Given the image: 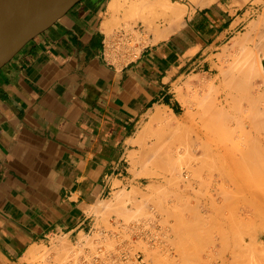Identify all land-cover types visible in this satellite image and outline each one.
<instances>
[{
	"label": "crops",
	"instance_id": "obj_1",
	"mask_svg": "<svg viewBox=\"0 0 264 264\" xmlns=\"http://www.w3.org/2000/svg\"><path fill=\"white\" fill-rule=\"evenodd\" d=\"M242 1L170 0L183 22L157 42L165 0H83L0 70V264L95 232L102 201L138 184L157 109L177 117L187 83L243 34Z\"/></svg>",
	"mask_w": 264,
	"mask_h": 264
},
{
	"label": "rangeland",
	"instance_id": "obj_2",
	"mask_svg": "<svg viewBox=\"0 0 264 264\" xmlns=\"http://www.w3.org/2000/svg\"><path fill=\"white\" fill-rule=\"evenodd\" d=\"M237 5L242 8V13H245L246 16H251L247 20L246 27L244 29L243 34L239 35L237 38L233 39L230 42V44L227 45L223 49L222 55L219 56L220 57V64L217 66L216 70L213 73H210L209 75H205L201 79H196L191 84L187 83L188 92L186 95L182 94V96H181L182 106L179 109L177 117L172 118L168 114H163L159 121H155L156 126L154 125V123H152L148 126V130L146 132V141L148 144L145 147V153L142 156H138L133 162L134 169L132 170V172H133L134 176L136 177L138 184L135 185L130 192H127L125 194V196H123V199L120 200V202H115L113 204L112 202L109 203L108 201H106L105 202L106 204L101 205V207H100L101 210L99 211L100 216H101V222H100V224H98V227L96 228V230L93 234L82 239L80 241V243H79V241L76 243L71 242L66 237L63 239L58 238V240L60 239L59 241H57V239H56L52 242V245L56 246L55 249L52 248V245L49 247H46V246L37 247L36 246L35 253L37 256L32 257L30 260H28V264H54L55 262H56V264H60L61 263L60 261H62L61 257H63L64 259L66 258L65 260L70 258L69 261H66L67 263H65V260H63L64 262L61 264H73L74 261L76 262V260H78V259L79 260L75 264H79V263H82V264L83 263L84 264H87V263L88 264H90V263H92V264H99V263L100 264H111V263L112 264H116V263L117 264H127V262H130L129 264H134V262H136L134 260L135 259L134 257L138 253L144 254L146 256V254L148 255L149 252H150L149 255L151 258L149 256H147L146 258H148V259L150 258L147 262L143 263V262H141L142 261L141 260L138 264H195L196 260L201 261V262L196 261V264L198 262H200L199 264H201V263L207 264V263H204V261H206V262H208V264H210L211 258H213V256H214V258L217 257L216 258V264H220V262L222 260L220 257L224 256L223 255L224 251H227L228 254L231 255L232 252L238 250V244H241V243H243L242 244L243 247L245 246L244 247L245 252H246L245 255H247L248 257L246 258L244 256L242 259L238 260V263L241 262L239 264H242V263L251 264V262H253L252 264H254V260L256 261L257 259H255V256L252 255L253 253H251L252 250L254 249L251 247L252 246L251 244L254 243L253 240L255 239L256 233L260 232L261 230H264V223L262 224L261 227L259 226V228H257L258 226L254 227V222H251L253 224H251V223L249 224L247 222L248 225L242 224L243 225V227H242L241 224L236 222L238 220V218H236V217H238V214L240 213L241 210H245L247 208L250 211L252 210L254 212V207H253L254 206V204H253L254 203V194H252V192L254 193L253 188H254V185L256 184L255 185L256 188L261 189L263 187L262 190H264V185H263L264 184V179H263L264 177H262L263 180H261L260 179L261 177H259L260 175L256 176V175H258V172H257V174H255L254 163L252 165L253 166L252 170H254V171L247 172V171L251 170L250 168L252 166H250L249 170H247L248 168L246 167V170H244L245 173L242 172L243 175L238 174V172L234 173L237 170H234L236 168V166L234 168L235 162L232 159L234 157L238 158L237 160H239V161L236 160V163L240 162L239 163L240 166H243V165L247 166V165H245L246 164L245 162H248V161H245L246 157L244 159L242 158L243 156H245L243 154L245 152H246L245 154H247L248 151L251 150L250 148H252V147L254 149H256L255 144L257 145V149H258V147L261 148L262 146H264V136H263L264 135V48H254V29H258L257 37L259 38V42L261 43V41H264V28L262 26H260V24H259L260 17L264 13V0H243L241 3H238ZM135 46H136V41H132V43H129V40L127 39V37L125 38L124 47L136 50ZM248 66H252V68H253L252 71L249 73H245V72L242 73V70ZM234 78H239L242 81H244V83H247L249 85L251 96L249 94V97H247V99L248 98L253 99V103H254L253 106H251L252 105L251 99L247 100L244 97H242V99L241 98L238 99V97H240V96L236 93V91L233 90V88H232L233 86L231 85V82L233 81ZM229 85H230V87H229ZM230 93H231V96H229ZM232 95H233V97H232ZM226 97H229L228 98L229 102L225 101V103H226L225 109L227 108L223 112L225 114L222 113L223 115H221V116L218 115V117H216V118L209 117L208 114H206V112H207L206 111L207 110L206 104L212 105L213 100H214V102L216 101L215 98H219L220 100H224ZM234 98H235V102H233V100H231ZM236 99L239 100V102L236 103V101H237ZM208 101H210V102L208 103ZM211 101H212V103H211ZM249 102L251 103V105L249 104ZM239 103H241V104H239ZM210 105H208V106H210ZM241 106L244 108L243 109V112H245L244 114H243V112L240 111ZM250 106L252 109L250 108ZM236 107H238L239 110ZM189 112H192L193 115H191ZM197 113H198V115H196ZM185 114L187 116L188 115L189 116L186 117ZM248 114H250L249 115L250 117L253 115L251 117V119H250V117L247 116ZM165 115H166V117H165ZM190 115L192 117L195 116V120H194V118L192 119ZM242 116L244 117V119ZM245 116H247V117H245ZM164 117H165V119L170 118L169 121L168 120L165 121ZM241 118L243 121L241 120ZM198 119H200V121ZM209 119L213 123L218 124V125H216L217 129L222 128L219 130L216 129V132H219L220 136L224 131L226 132V133L222 134L223 135L222 137L226 136L225 138L228 141V144H227L225 138L221 137V139H223V140H221V142L224 143L225 145H227V146H223L224 148L226 147L225 150L229 147L228 148L229 150L225 151V153H226L225 155L227 157L229 155V157H230L234 153L235 154L237 153L236 154L237 157L234 156L235 155L234 154L233 157L228 158L229 160L231 159L230 162L233 161L232 163L228 162L229 160L224 158L225 160L219 164H217L216 161H212V160L206 161V164H205V162H201L200 161L201 159H199V157L200 158L203 157V156H201L202 154H199V155L197 154L198 155L197 157L199 159L198 161L200 162L199 166L197 167V165H198L197 162L194 163L195 158H194L193 154L195 152H193L194 151L193 148L199 144L196 142L197 140H196L195 134H194L196 131L195 128L196 129L199 128V129L205 131L206 130V124L209 123ZM239 119H240V122L242 121L241 123L239 122L240 126H239V123H237ZM190 120H192V121H190ZM253 120H254V122H253ZM258 120H259V122H258ZM176 121L179 123L182 122V123H180L181 127L179 124H178L179 127L176 126L177 125ZM195 123H196V126L198 124V127L194 126ZM242 123H243L242 127H244L243 128L244 131L246 132V130H247V133H244V134H247L246 137L243 134L244 131L243 132L239 131V127H241ZM201 124L205 128L201 127L202 126ZM166 125H167V127H166ZM168 125H169V127H168ZM174 125L177 128H179V130H176L177 128H175L176 132L174 131V133H173V130H174L173 128L175 127ZM228 125H230V127L236 125L235 127H238L237 128L238 130L237 129L234 130L233 129L234 127L233 128L231 127V129H232L231 130L230 128H228L229 127ZM253 125H254V129H253ZM218 126H220V127L218 128ZM225 126H228V127H225ZM192 127L194 128V130ZM224 127L228 128L229 130L227 131V129H225ZM168 128H172L173 130L172 129L168 130ZM249 128H250V130L248 131ZM221 130L223 132H220ZM168 131L171 133H168ZM192 131H194V132H192ZM229 131H230V134H228ZM233 131H235V133H237V134H235ZM232 132L234 134H231ZM219 133L217 135L218 137H220ZM240 133L242 134V136L240 135ZM169 134H171L170 136H173V134H174L175 137L173 136V137H170V139H169V137H168ZM237 135H239V136H237ZM240 136H241V138H240ZM191 137H192V140H191ZM233 137L235 139L237 137V139L234 140ZM250 137H254V139H252ZM227 138H229V139H227ZM230 138L234 142L237 141V143L239 145L236 146L237 143H236V145H234L232 143L233 141ZM171 139L172 140L176 139L179 142L181 141L180 142L181 145L179 143L176 144L177 141L176 140L172 141ZM240 139L243 142H241ZM243 139H245V141ZM246 139H248V140L246 141ZM160 141L163 144L168 142V145L166 144L168 147L165 145V147H166L165 148L164 145L163 146L160 145L161 144ZM191 141L195 142L194 143L195 145L193 143H191ZM172 142L175 143L176 145L175 144L173 145ZM257 142H260L261 146H260V143L258 146ZM169 144L170 145L172 144L174 148L172 150V146H170L171 151L168 152V149H170ZM179 145L181 148L179 147ZM191 145H193V146H191ZM231 145H234V147L235 146L236 147L235 148L233 146L231 147ZM177 146L179 148L178 153H181V154H178V153L175 154V150H176V152L178 150ZM250 146H252V147H250ZM161 147H163L165 149V150L162 149L163 151H165V153L167 151L166 155H168L169 153L171 154L168 157H171V158L173 157L172 159H174V165H172L173 160H170V161H172L171 162L172 164H171L169 161L170 158L168 159V162L165 161L164 159H166V158H164L163 160L166 162V165L168 163H170L172 166H174V168L176 165V169H174V170L176 171L178 168L177 172H175L173 170V167L169 168V166H170L169 164H168L169 166L164 165V162L162 164L163 166L160 164V163H162V160H161V162H159L160 161L159 158L161 159L162 156L163 157L165 156V154H163L164 152L160 149ZM231 148L232 149L234 148L233 149L234 151ZM247 148L250 150H247ZM242 150H244V152H241ZM159 151L162 153V156H161V153ZM238 152H239V154H238ZM191 153H192V155H191ZM159 155L161 157H159ZM238 155H240L239 157H241V159L238 157ZM176 158L178 159V161H180V165L177 164L178 161ZM175 159L177 161L176 164H175ZM240 160H242L243 162ZM252 160L254 162V158L251 159V161H250L251 164H252ZM226 161L231 166L233 165V168L229 165L233 170L229 171L230 168H228V163ZM207 162H209V163L207 164ZM193 163H194V165H193ZM159 164L161 165V167ZM204 164H205V166H204ZM247 164H249V163H247ZM251 164H249V165H251ZM165 166L168 168L166 169ZM200 166H203L204 170H203V168L201 170ZM190 167H192V170ZM213 167H214V169H213ZM161 168L165 169V170L162 171ZM188 168H190V171ZM180 169H182V170H180ZM166 170L169 173H167ZM186 170L189 171L190 174H192L190 177V180H193L192 182H195L194 187L196 186V188H193V189H194V191H197V189H199L198 191H200V192L197 191L199 194L197 192L194 193L192 187H190V186H187V188L190 187L189 188L190 190L186 189L185 185H187L188 182L186 180L185 181L181 180V179H185L184 176H185V173H187ZM173 171H174V174H173ZM182 171H184V172H182ZM193 171H195V172H193ZM196 171L199 173H201L200 171H202L201 176L199 173H196ZM218 171H220V172H218ZM231 171H234V172H231ZM258 171H260V170H258ZM178 172L180 173V176H179ZM260 172H262V171H260ZM218 173H219V175H218ZM248 173H250V174H248ZM262 173H264V172H262ZM160 174L163 176H159ZM181 174H182L183 178H181ZM195 174H196V177L193 178L195 176ZM255 176H256V178H255ZM198 177H203V179L198 178ZM257 177H258V179H257ZM197 179H199V180H197ZM200 179H202V180H200ZM243 179L245 181L250 179L251 181L249 180L250 182H245ZM256 179H257V181L259 180V182L260 181H262V182L261 183L256 182ZM203 180H205V181L203 182ZM215 180H216V182H214ZM240 181L244 182V184L241 183ZM180 183H181V185H180ZM196 183H198V184H196ZM202 183H205L204 184L205 187L203 186ZM215 183H216V185L214 186L213 184H215ZM245 183H248V185H246ZM217 184H218V188H217ZM240 184H243L246 187L244 186V188L242 189V185H240ZM249 184H251V185H249ZM258 184H260V187L258 186ZM261 184H262V187H261ZM178 185H180V186L178 187ZM198 185H201L203 188L202 187L199 188ZM212 185L214 188L212 187ZM239 186H241V188H239ZM182 187H185V189ZM178 189H180V190H178ZM201 189H203V190L201 191ZM246 189L249 193L245 192ZM248 189L249 190L251 189L252 196H250L251 194H250V191ZM181 190H183V191L180 192ZM185 190L187 192H184ZM219 190H221L222 192ZM211 194H214V195H211ZM248 194H250V195H248ZM210 195L213 196L214 200L216 198L215 203H216V206L218 207V209L215 212V214L219 215V216L216 215V217H220L224 213L223 215H225L224 217L227 219V216H228L227 214H229V216H228L229 222L227 220L226 226H223L224 223H221V222H223L225 220H222L221 217L216 218L217 223L212 224V227L214 226L213 227L214 230L218 229L215 231L213 229L210 230L212 228L210 226L211 224H205L204 225L205 222H202V223L200 222V224L198 226H196L199 229L196 230L197 232L195 231L193 233V230H195L194 229L195 227H193V226L195 225V222H196V220L194 219V215H193L195 212L194 210L197 211V209H203L204 206H205V208L210 206L211 198H212ZM225 197H226V200L224 201ZM206 199H208V200H206ZM252 200H253V202H252ZM107 202L109 204H107ZM249 202L252 204H250ZM108 205H110V206L113 205V206L110 207ZM198 205H200L202 207H200ZM225 206H226V208H225ZM124 207L126 208V210L127 209L129 210L127 213L124 211L125 210ZM222 208H224V209H222ZM158 209H160V210H158ZM131 210H132V212L129 213ZM205 213H206V215H205ZM225 213H227V214H225ZM208 214H210V213L206 212V210L203 209V216H205V218L208 217ZM249 214H250V212H248V215ZM230 217H231V219H230ZM244 218H245V220L247 219V214L244 216ZM231 220H233V221H231ZM208 221H210V220H207L206 223H208ZM218 221H220V224L223 228L220 226V224H218L219 223ZM230 221H231L232 225H233V223L236 222L235 224L237 227L231 226V224H229ZM227 222H228V224H227ZM228 225H230V227ZM112 226L113 227L116 226L115 227L116 229L113 228ZM207 226H209L210 228ZM215 226H216V228H215ZM201 227H202V229H201ZM219 227L224 229L225 230L224 232H227V229H228V232L232 238H233L232 235L235 233L234 236H237V237H235V239L237 238L236 240H238L240 242L230 240L231 237L229 236V234H227L226 236H223L222 233H220L221 230H219L220 229ZM224 227H226V228H224ZM235 227L240 232H238V230H235L234 229ZM241 227L243 228L242 230H240ZM110 228L113 230V232L110 230ZM232 229H234L235 232L232 231ZM250 229H251V232H250ZM114 231H116V233H114ZM211 231L213 232V233H211V234H213L212 236L210 234ZM248 232H249V234H248ZM254 232H256V233H254ZM106 233H107V235H106ZM239 233L241 234V236ZM196 234H197V236H196ZM242 234H247L248 236L246 235L247 237H245V236H242ZM219 235L221 237H224V238L220 239ZM107 237L109 240H111L112 238H115L113 240V242H111V245L108 242L109 241L108 239H107L108 244L106 245V238ZM118 237H120V238L122 237L123 241ZM217 237H218V239H217ZM96 238L98 239L97 241H96ZM89 239H90V241H92L91 239H94L92 241V244H91V242H89ZM129 239H131L132 241H130ZM219 239H220V242H219ZM228 239L231 242H229ZM235 239L233 238V240H235ZM99 240H101V241H99ZM217 240H218V242H217ZM223 240L224 241L227 240L228 242L227 241L224 242ZM61 241H66V242L68 241L67 244L68 245L71 244V246H68L66 244V242H65V244H60V243H62ZM119 241H121V242H119ZM221 241L223 242L224 245L228 244L229 248L226 245L223 246ZM96 242L97 243L99 242L98 244L101 245V246L97 245V247L100 248L101 253H99L100 252L99 248L97 250L95 249V251H97L95 253L93 252L94 250H92L94 248H92L91 245L96 246V244H95ZM116 242H119V243H116ZM235 242H236V244H234ZM57 243H59L60 246L61 245H64V246L63 247L61 246L62 247L61 248V247H59V245ZM89 243L91 245H88ZM101 243H103V245H106V246H103ZM120 243L122 246H120ZM220 243H221V246L219 245ZM231 243H232V245H231ZM85 244H86V246H85ZM233 244H234V246H233ZM65 245H66V248H67V246L72 247L74 245L76 247L74 246L75 247L74 249L73 248H71V249L67 248V249H69V251H68L66 248H64ZM81 245L83 246L82 249L84 250L83 254L85 255V257L81 253L82 252L81 251L82 249L80 248ZM113 245H114V247H113ZM95 246H93V247H95ZM109 246L110 247L112 246V249ZM57 247H58V250H57ZM106 247H108V249H109L108 251L106 250ZM128 247H129V249H128ZM224 247L226 249H224ZM79 248H80V250H79ZM115 248L117 250H119L120 252L117 251ZM222 248L224 249L223 252H221V250H223ZM246 248H248V249H246ZM61 249L64 251L67 250L69 252L70 256L68 255L69 256L68 258L64 257L63 255L65 252L63 253V251ZM102 249L103 250L105 249V251H102ZM249 249H251V251H248L249 254H247V250H249ZM56 250L58 251L59 255L62 254V256L59 257L57 255L58 253L56 252ZM74 250L77 251V253L79 252L82 255H79V253L77 255L76 252L75 253L73 252ZM113 250L115 251V253ZM230 250H232V251H230ZM125 251H127V252H125ZM46 252L51 253L52 259L50 258V254H48V253L46 254ZM110 252H112V253L110 254ZM89 253H91L92 255ZM211 253L213 256L211 255ZM219 253L223 256H220ZM67 254L68 253L66 252V255ZM72 254H75V256ZM118 254L121 256H119ZM123 254H126V255H123ZM44 255H49V256H44ZM53 255H55L57 258L54 257ZM71 255L74 257L71 258ZM251 255L253 256L254 259L252 258ZM76 256L78 259L76 258ZM209 256H210V258H208ZM249 256L251 258H249ZM98 257L100 260L98 259ZM102 257H103V259L101 260ZM109 257H111V258H109ZM116 257H118V260H115ZM55 258L58 259V261L59 260L60 261L59 262H57V260L55 261L54 260ZM74 258H75V260H74ZM97 259H98V262H97ZM249 259H250V261H247ZM71 260H72V262H71ZM100 261H102V262H100ZM135 264H137V262Z\"/></svg>",
	"mask_w": 264,
	"mask_h": 264
},
{
	"label": "bare ground",
	"instance_id": "obj_3",
	"mask_svg": "<svg viewBox=\"0 0 264 264\" xmlns=\"http://www.w3.org/2000/svg\"><path fill=\"white\" fill-rule=\"evenodd\" d=\"M161 3V2H160ZM162 8H159V10H163V15H161V16H163V18H164V20H166V21H170L171 22V27L169 28V29H165V30H163V33L162 34H157L156 35V40H157V42L159 41V40H161V39H166L169 35H171L176 29H178L180 26H181V24H182V22H183V15H182V12H181V10H180V8L178 7V6H175L174 4H172V2H170V0H165V2L163 3L162 2ZM157 7V6H156ZM158 10V11H159ZM161 12V11H160ZM159 12V13H160ZM174 19H176V21L173 23L172 21L174 20ZM262 20H264V17H262ZM175 25V26H174ZM174 26V27H173ZM155 40V41H156ZM252 66H248V67H246V68H244L243 70H242V73L243 72H245V73H249V72H251L252 71ZM231 85L233 86L232 88H233V90L234 91H236V93L240 96V97H238V99L239 98H241L242 99V97H244V98H246L247 99V97H249V94L251 93L250 92V87H249V85L247 84V83H244V81H242L241 79H239V78H234L233 79V81L231 82ZM229 87H230V85H229ZM231 90V89H230ZM232 93V92H231ZM231 93H230V95L229 96H231ZM236 94V95H237ZM237 95V96H238ZM223 96V95H222ZM227 96V95H226ZM250 96H251V94H250ZM254 96V95H253ZM232 97H233V95H232ZM228 98L229 97H226L224 100H220L219 98H215V102H214V100H213V104L212 105H210V104H206V108H207V112H206V114H208V116L209 117H211V118H216V117H218V115L219 116H221V115H223V114H225V113H223L224 112V110H226L225 109V101L227 102L228 101ZM249 99H251V98H248L247 100H249ZM231 100H233V102H235V98L234 99H231ZM230 100V101H231ZM237 100V99H236ZM244 100V99H243ZM252 100V105H251V103L249 102V104L251 105V106H253L254 105V103H253V99H251ZM242 101V100H241ZM210 101H208V103H209ZM229 102V101H228ZM237 102H239V100H237L236 101V103ZM248 102V101H247ZM211 103H212V101H211ZM232 103V102H231ZM239 104H241V103H239ZM208 105H210V106H208ZM208 106V107H207ZM251 106H250V108H251ZM240 107V106H239ZM236 108H238V107H236ZM254 108V107H253ZM243 107L241 106V108H240V111L241 112H243ZM252 109V108H251ZM161 111L160 109H157V111ZM189 110V109H188ZM238 110H239V108H238ZM157 111L155 112L156 114L154 115V116H152L153 117V121L155 122V121H159L160 119H161V117H162V115H161V113L158 111V114H157ZM190 111V110H189ZM254 111V110H253ZM187 112V111H186ZM226 112V111H225ZM237 112V111H236ZM240 112V113H241ZM160 113V114H159ZM191 115H193V113L192 112H189ZM223 113V114H222ZM245 112H243V114H244ZM251 113V112H250ZM163 114V113H162ZM187 114V113H186ZM185 114V115H186ZM190 115V116H191ZM196 115H198V113L196 114ZM240 115V114H239ZM242 115V114H241ZM250 114H248L247 116L248 117H250L249 116ZM252 115V114H251ZM189 116V115H188ZM187 115H186V117H188ZM247 116H245V117H247ZM253 116V115H252ZM251 116V117H252ZM165 117H166V115H165ZM165 117H164V120L166 121V120H168L169 121V119L168 118H166L165 119ZM170 117H172V116H170ZM174 117V116H173ZM197 117V116H196ZM243 117V116H242ZM251 117H250V119H251ZM179 118V117H178ZM191 118L193 119L194 118V120H195V116L194 117H192L191 116ZM163 119V118H162ZM176 119V118H175ZM174 119V120H175ZM185 119V118H184ZM183 119V120H184ZM243 119H244V117H243ZM249 119V118H248ZM254 119V118H253ZM172 120V119H171ZM199 121H200V119H198ZM197 120V121H198ZM225 120V119H224ZM241 120H242V118H241ZM257 120V119H256ZM260 120V119H259ZM259 120H258V122H259ZM167 121V122H168ZM181 121V120H180ZM190 121H192V120H190ZM198 121V122H199ZM243 121V120H242ZM241 121V122H242ZM245 121V120H244ZM247 121V120H246ZM263 121V120H262ZM166 122V123H167ZM177 122V121H176ZM195 122V121H194ZM240 122V119L238 120V122L237 123H239ZM240 122V123H241ZM250 122V121H249ZM253 122H254V120H253ZM171 123V122H170ZM180 123H182V122H180ZM180 123L179 122H177V127H179V125H180ZM192 123V122H191ZM240 123H239V126H240ZM244 123V122H243ZM243 123L241 124V127H239V131L240 132H243L244 131V127H242L243 126ZM248 123V122H247ZM179 124V125H178ZM220 124V123H219ZM253 124V123H252ZM202 125V124H201ZM205 125V124H204ZM216 125H218V124H216V123H213L210 119H209V123L208 124H206V130L205 131H203V130H201V129H199V128H195V138H196V142L197 143H199L196 147H192L193 149H194V151L193 152H195L194 154H193V156H194V158H195V160H194V163L195 162H197V167L199 166V164H200V162L198 161L199 159H201L200 161L201 162H205V164H206V161H216L217 162V164H219V163H221L222 161H224L225 159H228V158H230V157H233V155L235 154H233V155H231L230 157H229V155H228V157L225 155L226 153H225V151L226 150H229L228 148L225 150V148L223 147V146H227V145H225L224 143H222L221 142V140H223V139H221V137L223 136L222 134H224V133H226L225 131L223 132L222 130L220 131V132H223L222 134H221V136H220V133L219 132H216V129H217V127H216ZM221 125V124H220ZM237 125V124H236ZM235 125V126H236ZM175 126V125H174ZM173 126V127H174ZM174 127L173 129L172 128H168V130H170V129H172L173 130V133H174V131H175V128H177V127ZM192 126V125H191ZM195 127H198V124H197V126H196V123H195V125H194ZM223 126V125H222ZM229 126V127H228ZM228 126H225V127H228V128H230L231 129V127L234 129V130H236L238 127H235V126H231L230 127V125H228ZM248 126V125H247ZM166 127H167V125H166ZM168 127H169V125H168ZM180 127H181V125H180ZM201 127H203V125L201 126ZM220 126H218V128H219ZM224 127V128H225ZM193 128V127H192ZM203 128H205V127H203ZM223 128V129H224ZM228 128H225V129H227V131L229 130ZM241 128V129H240ZM251 128V127H250ZM250 128L248 129V131L250 130ZM261 128V127H260ZM219 129H222V128H219ZM219 129H217V130H219ZM224 129V130H225ZM252 129V128H251ZM253 129H254V125H253ZM176 130H179V128H177ZM193 130H194V128H193ZM232 130V129H231ZM238 130V129H237ZM242 130V131H241ZM261 130V129H260ZM263 130V129H262ZM146 131V130H145ZM176 132V131H175ZM192 132H194V131H192ZM191 132V133H192ZM234 133H235V131H233ZM231 133V134H234V133ZM238 132V131H237ZM168 133H171V132H169L168 131ZM167 133V134H168ZM217 133V134H216ZM218 133H219V136L220 137H218L217 135H218ZM244 133H247V130H246V132L244 131L243 132V134ZM228 134H230V131H229V133ZM235 134H237V133H235ZM251 134V133H250ZM249 134V135H250ZM142 135H143V132H142ZM171 134H169V139H170V137H173L174 136V134H173V136H170ZM227 135V134H226ZM240 135L242 136V134L240 133ZM245 135V137L247 136V134H244ZM243 135V136H244ZM167 136V135H166ZM192 136V135H191ZM194 136V135H193ZM225 136V135H224ZM228 136V135H227ZM230 136V135H229ZM233 136V135H232ZM237 136H239V135H237ZM241 136H240V138H241ZM254 136V135H253ZM264 136V135H263ZM175 137V136H174ZM226 137V136H225ZM225 137H222V138H225ZM231 137V136H230ZM234 138V137H233ZM244 138V137H243ZM250 138H252V139H254V137H250ZM143 139V143H145L144 142V138H142ZM227 139H229V138H227ZM231 139V138H230ZM236 139H237V137H236ZM235 138H234V140H236ZM239 139V138H238ZM172 140V139H171ZM173 140H176V139H173ZM172 140V141H173ZM191 140H192V137H191ZM225 140H226V138H225ZM224 140V141H225ZM232 140V139H231ZM241 140V139H240ZM239 140V141H240ZM244 141H245V139H243ZM248 139H246V141H247ZM251 140V139H250ZM142 141V140H141ZM177 141V140H176ZM175 141V142H176ZM233 141V140H232ZM231 141V142H232ZM181 142V141H180ZM180 142L179 141H177L176 142V144L177 143H179L180 144ZM226 142H227V144H228V141L226 140ZM230 142V143H231ZM241 142H243L242 140H241ZM240 142V143H241ZM142 142H141V144H143ZM160 145H164V147H165V145L167 144L168 145V142H166V143H162L161 141H160ZM171 143V142H170ZM173 143V142H172ZM191 143H195V142H193V141H191ZM234 145H236V143H237V141H233L232 142ZM231 143V144H232ZM259 143L260 142H257V144H258V146H259ZM175 143H173V145H174ZM175 144V145H176ZM166 145V146H167ZM173 145L171 144H169V148L170 149H168V152L169 151H171V147L170 146H172V150H173ZM181 145V144H180ZM180 145H179V147H180ZM195 145V144H194ZM234 145H231V147L233 146L234 147ZM239 144L237 143V145L236 146H238ZM245 145V144H244ZM191 146H193V145H191ZM235 146V147H236ZM260 146H261V143H260ZM168 147V146H167ZM176 147V146H175ZM234 147V148H235ZM245 147V146H244ZM250 147H252V146H250ZM255 147H256V149H254L253 147L252 148H250V149H248L247 148V150H250V151H248V153L247 154H243V155H245V156H243L242 158L244 159L245 157V161H248V162H245L246 164L245 165H247V166H240V162L239 163H236V160L238 159V158H233L232 160H234V162H235V165H234V168H235V166H236V168L234 169V170H237V171H231V172H234V173H237L238 172V174H242L243 175V173H245L244 172V170H246V167L248 168L247 170H249V167L250 166H252L253 165V163H254V169H255V174H257V172H258V175H256V176H259V177H261L260 179L261 180H263L262 179V177H264V173H262V172H264V146H262L261 148L260 147H258V149H257V145L255 144ZM166 148V147H165ZM181 148V147H180ZM191 148V149H192ZM233 148V149H234ZM161 150L162 149H164L163 147H161L160 148ZM176 149V148H175ZM177 152H176V150H175V154H177L178 152H179V148H178V146H177ZM232 149V148H231ZM230 149V150H231ZM232 149V150H233ZM165 150V149H164ZM181 150V149H180ZM231 150V151H232ZM236 150V149H235ZM163 151V150H162ZM191 151V150H190ZM234 151V150H233ZM232 151V152H233ZM160 152V151H159ZM164 153L163 154H165V156L163 157L162 156V153H161V156L163 157H161L160 155H159V157H161V159L159 158V162H161V160H162V163H160L161 165L163 164V162H164V165H166V162L165 161H167L168 162V159H169V161L170 160H173V162L172 161H170V163L172 164V165H174V159H172L171 157H168V156H170L171 154L169 153L168 155H166L167 154V151H166V153H165V151H163ZM236 152V151H235ZM241 152H244V150H242ZM240 152V153H241ZM159 153V154H160ZM174 154V153H173ZM178 154H181V153H178ZM199 154H202L201 156H203L202 158H200L199 157V159H198V155ZM229 154V153H228ZM237 154V153H236ZM236 154L234 155V156H236ZM238 154H239V152H238ZM191 155H192V153H191ZM255 155V156H254ZM226 156V157H225ZM240 155H238V157H239ZM237 157V156H236ZM164 158H166V159H164ZM175 158V157H174ZM193 158V157H192ZM225 158V159H224ZM240 159H241V157H239ZM252 158H254V162H253V160H252V164L250 163V161H251V159ZM165 161H164V160ZM177 159V158H176ZM176 159H175V164H176V162L178 161V159H177V161H176ZM242 159V160H243ZM229 160V159H228ZM227 160V161H228ZM231 160V159H230ZM230 160L228 161V162H230ZM242 160H240V161H242ZM226 161V162H227ZM237 161H239V160H237ZM244 161V160H243ZM242 161V162H243ZM227 162V163H228ZM233 161H231L230 163H232ZM170 163H168L167 165L169 166V168H171V167H173V170L174 169H176V165H175V168H174V166H172ZM194 163H193V165H194ZM209 162H207V164H208ZM247 163H249V164H251V165H249V164H247ZM159 164V165H160ZM178 165H180V161H178V163H177ZM205 164H204V166H205ZM243 164V163H242ZM161 165H160V167H161ZM166 165V166H167ZM230 164L228 163V168H230L229 169V171L230 170H233L232 168H233V165L230 167L229 166ZM249 165V166H248ZM163 166V165H162ZM165 166V167H166ZM208 166V165H207ZM178 167V166H177ZM196 167V166H195ZM168 167H166V169H167ZM191 168V170H192V167H190ZM190 168H188L189 169V171H190ZM200 168H201V170H202V168H203V166H200ZM207 168V167H206ZM205 168V169H206ZM187 169V170H188ZM213 169H214V167H213ZM251 170L250 171H247V172H251V171H254V170H252L253 169V166L250 168ZM161 170L163 171V170H165V169H162L161 168ZM170 170V169H169ZM177 170H178V168H177ZM177 170L175 171V172H177ZM180 170H182V169H180ZM186 170V171H187ZM200 170V169H199ZM203 170H204V168H203ZM258 170H260V171H262V172H260V171H258ZM167 171V170H166ZM174 171H173V174H174ZM189 171H187V173H185V179H181V180H183V181H187L188 182V184L187 185H185L186 186V189H188V190H190L189 188L190 187H192V189L193 188H196V186L194 187V183L195 182H192L193 180H190V177H191V175L192 174H190V172ZM182 172H184V171H182ZM193 172H195V171H193ZM201 173H202V171H200ZM218 172H220V171H218ZM243 172V173H242ZM164 173V172H163ZM167 173H169L168 171H167ZM171 173V172H170ZM179 173V172H178ZM196 173H199V172H197L196 171ZM201 173H199L200 174V176H201ZM263 175H261V174ZM165 174V173H164ZM184 174V173H183ZM194 174V173H193ZM248 174H250V173H248ZM167 175V174H166ZM169 175V174H168ZM178 175V174H177ZM205 175V174H204ZM203 175V176H204ZM218 175H219V173H218ZM221 175V174H220ZM159 176H163V175H159ZM179 176H180V173H179ZM194 176V175H193ZM192 176V177H193ZM256 176H255V178H256ZM165 177V176H164ZM196 177V174H195V176L193 177V178H195ZM166 178V177H165ZM181 178H183L182 177V174H181ZM198 178H202L203 179V177H198ZM202 179H200V180H202ZM257 179H258V177H257ZM257 179H256V182H259V180L257 181ZM195 180V179H194ZM197 180H199V179H197ZM244 180V179H243ZM250 180V179H249ZM249 180H247V181H245V182H250ZM167 181V180H166ZM182 181V182H183ZM205 180H203V182H204ZM202 182V181H201ZM214 182H216V180L214 181ZM241 182V181H240ZM262 181H260L259 183H261ZM200 183V182H199ZM207 183V182H206ZM241 183H243L244 184V182H241ZM255 183V182H254ZM163 184V183H162ZM196 184H198V183H196ZM203 184V186L205 187V183H202ZM243 184H240V185H242V189L244 188V186L245 185H243ZM246 185H248V183H245ZM180 185H181V183H180ZM180 185H178V187L180 186ZM214 186L216 185V183L215 184H213ZM213 185H212V187H213ZM249 185H251V184H249ZM256 185V184H255ZM255 185H254V193L252 192V194H254V212L252 211H250L248 208L247 209H245V210H241L240 211V213L238 214V217H236V218H238V220L236 221V222H238L239 224H241V226L243 227V225L242 224H247L248 225V223L250 224L251 222H254V227H257V228H259V226L261 227L262 226V224L264 223V190H262V184H261V189H258V188H256L255 187ZM264 185V184H263ZM187 186H190V187H188L187 188ZM199 186V188H201L202 186L201 185H198ZM258 186L260 187V184H258ZM257 186V187H258ZM246 187V186H245ZM248 187V186H247ZM182 188H184L185 189V187H182ZM203 188V187H202ZM214 188V187H213ZM217 188H218V184H217ZM239 188H241V186H239ZM251 188V187H250ZM181 189V188H180ZM180 189H178V190H180ZM183 189V190H184ZM216 189V188H215ZM183 190H181L180 192H182ZM199 189H197V191H198ZM203 189H201V191H202ZM249 190V189H248ZM197 191H194V189H193V192L195 193V192H197ZM219 191H221V190H219ZM244 191V190H243ZM250 191V194H251V189L249 190ZM118 192H121V191H118ZM124 192V191H123ZM184 192H187L186 190L184 191ZM192 192V191H191ZM198 192H200V191H198ZM197 192V193H198ZM222 192V191H221ZM245 192H247V193H249L248 191H247V189L245 190ZM220 193V192H219ZM218 193V194H219ZM199 194V193H198ZM250 194H248V195H250ZM252 194L250 195V196H252ZM211 195H214V194H211ZM210 195V196H211ZM247 195V196H248ZM123 196H125V193H123V194H121V193H117V194H115L113 197V199H111V200H109L108 202L110 203V202H112L113 204L115 203V202H120V200H122L123 199ZM218 196V195H217ZM212 197V198H211ZM210 198H211V204H210V206H208V207H206L205 208V206L203 207V209H205L206 210V212H209L210 214H208V217L207 218H205V216H203V209H197V211L196 210H194L195 212H194V219L196 220V222H195V225L193 226V227H195L194 229L195 230H193V233L197 230V229H199V228H197L196 226H198L199 224H200V222L202 223V222H205L204 223V225L205 224H211L210 226L212 227V224H215V223H217V219L216 218H220L221 217V219L222 220H225V221H223V222H221V223H224L223 224V226H226V221L228 220V216H229V214H227V213H225V214H227L228 216H227V219L224 217L225 215H221L220 217H216V215L217 216H219L218 214H215V212L217 211V209H218V207L216 206V203H215V200H216V198H215V200H214V198H213V196H211ZM110 198V197H109ZM209 198V199H210ZM220 199V198H219ZM107 200V199H106ZM206 200H208V199H206ZM218 200V199H217ZM226 200V197H225V199H224V201ZM251 201V200H250ZM103 202V204H106L104 201H102ZM101 201H100V204L102 203ZM107 202V204H109ZM206 202V201H205ZM223 202V201H222ZM252 202H253V200H252ZM250 203V202H249ZM248 203V204H249ZM100 204L96 207L95 206V208L93 209V210H97V208L99 209V207H100ZM199 204V203H198ZM250 204H252V203H250ZM108 206H110V205H108ZM113 206V205H112ZM112 206H110V207H112ZM126 206V205H125ZM158 206V205H157ZM198 206H200V205H198ZM200 207H202V206H200ZM199 207V208H200ZM222 207V206H221ZM125 208V207H124ZM197 208V207H196ZM225 208H226V206H225ZM131 209V208H130ZM222 209H224V208H222ZM100 210H101V208H100ZM133 210V209H132ZM132 210L129 212V213H131L132 212ZM158 210H160V209H158ZM99 211V210H98ZM98 211H96V212H98ZM126 213L129 211L128 209L126 210V208H125V210H124ZM222 211V210H221ZM225 211V210H224ZM159 212V211H158ZM162 212V211H161ZM248 212H250V214L248 215ZM160 213V212H159ZM219 213V212H218ZM229 213V212H228ZM94 214H96V213H94ZM100 214V213H99ZM215 214V215H214ZM247 214V219L245 220V218H244V216ZM129 215V214H128ZM127 215V216H128ZM131 215V214H130ZM205 215H206V213H205ZM129 217V216H128ZM230 219H231V217H230ZM194 220V221H195ZM207 220H210V221H208V223H206L207 222ZM216 220V221H215ZM221 221V220H220ZM220 221H218L219 223L218 224H220ZM231 221H233V220H231ZM231 221H230V223L229 224H231ZM250 221V222H249ZM210 222V223H209ZM228 222H229V220H228ZM228 222H227V224H228ZM235 222V221H234ZM235 222V223H236ZM246 222V223H245ZM248 222V223H247ZM233 223V222H232ZM235 223H233V225L231 224V226H236V224ZM251 224H253V223H251ZM202 225V224H201ZM203 225V226H204ZM217 225V224H216ZM202 226V227H203ZM219 226V225H218ZM217 226V227H218ZM220 226H221V224H220ZM229 227H230V225H228ZM239 226V225H238ZM113 227V226H112ZM111 227V228H112ZM116 227V226H115ZM115 227H113V228H115ZM202 227H201V229H202ZM207 227H209V226H207ZM214 227V226H213ZM211 228L210 230H214V228ZM222 227V226H221ZM237 227V226H236ZM236 227L234 228L235 230H238V229H236ZM240 227V226H239ZM238 227V228H239ZM240 228V230H242L243 228ZM251 227V226H250ZM110 228V230L113 232V230ZM210 228V227H209ZM215 228H216V226H215ZM220 228V227H219ZM223 228V227H222ZM222 228H220L219 230H221V232L220 233H222V235L223 236H226L227 234H229V232H228V229H227V232H224L225 230L224 229H222ZM224 228H226V227H224ZM233 228V227H232ZM116 229V228H115ZM231 229V228H230ZM234 229H232V231H234L235 232V230ZM247 229V228H246ZM215 230H218V229H215ZM214 230V231H215ZM231 231V230H230ZM246 231V230H245ZM197 232V231H196ZM238 232H240L239 230H238ZM243 232V231H242ZM250 232H251V229H250ZM114 233H116V231H114ZM211 233H213L212 231L210 232V234ZM219 233V234H220ZM254 233H256V232H254ZM111 234V233H110ZM235 234V233H234ZM234 234L232 235L233 236V238L235 239V237H237V236H234ZM240 234V233H239ZM238 234V235H239ZM248 234H249V232H248ZM101 235V234H100ZM106 235H107V233H106ZM113 235V234H112ZM213 234H211V236H212ZM221 235V234H220ZM219 235V236H220ZM247 234H242V236H245V237H247L246 236ZM255 235V234H254ZM102 236V235H101ZM100 236V237H101ZM119 236V235H118ZM196 236H197V234H196ZM229 236H230V234H229ZM240 236H241V234H240ZM58 237V236H57ZM85 237V236H84ZM110 237V236H109ZM114 237V236H113ZM231 237V236H230ZM239 237V236H238ZM90 238V237H89ZM118 238H120V237H118ZM125 238V237H124ZM210 238V237H209ZM223 239L224 237H221L220 236V239ZM227 238V237H226ZM229 238V237H228ZM233 238L231 237L230 238V240H232V241H238V240H233ZM243 238V237H242ZM63 239V238H62ZM61 239V240H62ZM107 239H108V237L106 238V245L108 244V242L110 243V245H111V242H113V240L115 239V238H112L111 240H109L108 242H107ZM121 240H122V237L120 238ZM217 239H218V237H217ZM220 239H219V242H220ZM241 239V238H240ZM56 240V239H55ZM60 240V239H59ZM58 240V238H57V241H59ZM82 240V239H81ZM92 241L94 240V239H91ZM98 239L96 238V241H97ZM105 240V239H104ZM130 241H132L131 239H129ZM87 241V240H86ZM92 241H90V239H89V242H91V244H92ZM99 241H101V240H99ZM103 241V240H102ZM123 241V240H122ZM129 241V242H130ZM224 241V240H223ZM225 241H227V240H225ZM224 241V242H225ZM228 241H229V239H228ZM227 241V242H228ZM242 241V240H241ZM254 241V243L253 244H251L252 246V248H254L253 250H252V252L251 253H253L252 255H254L255 256V259H257L256 261L254 260V264H264V230H261L260 232H258V233H256V235H255V239L253 240ZM252 241V242H253ZM62 243H60V244H65V242L66 241H61ZM68 242V241H67ZM67 242H66V244H67ZM119 242H121V241H119ZM119 242H116V243H119ZM217 242H218V240H217ZM226 242V243H227ZM229 242H231V241H229ZM238 242H240V241H238ZM76 243V242H75ZM79 243H80V241H79ZM85 243V242H84ZM87 243V242H86ZM94 243V242H93ZM99 243V242H98ZM97 242L95 243L96 244V246L95 245H91L90 243L88 244V245H91L92 246V248H94V249H92V250H94L93 252L95 253V252H97V251H95V249L97 250L99 247H97V245L98 246H101V245H99ZM125 243V242H124ZM131 243V242H130ZM221 243L223 244V242L221 241ZM221 243L219 244L220 246H221ZM245 243V242H244ZM54 244V243H53ZM58 245H59V243H57ZM102 245H103V243H101ZM234 244H236V242L234 243ZM234 244H233V246H234ZM242 244L243 243H241V244H238V250H236V251H234V252H232V254L230 255V254H228V252L227 251H224V249H226L225 247H224V249L223 250H221V252H223L224 251V256L223 255H221L220 253V256H223V257H220L222 260H221V262H220V264H237L238 263V260H240V259H242L244 256L247 258L248 256L247 255H245V249H244V247L242 246ZM68 245V244H67ZM78 245V244H77ZM84 245V244H83ZM87 245V246H88ZM106 245H103V246H106ZM127 245V244H126ZM226 245V244H225ZM224 244H223V246H225ZM231 245H232V243H231ZM246 245V244H245ZM248 245V244H247ZM62 247L64 246V245H61ZM60 245H59V247H61ZM68 246H71V244L70 245H68ZM67 246V248H75L74 246H72V247H68ZM85 246H86V244H85ZM93 246H95V247H93ZM120 246H122L121 245V243H120ZM128 246V245H127ZM131 246V245H130ZM228 248H229V246H228V244L226 245ZM237 246V245H236ZM55 245H52V248H54L55 249ZM61 247V248H62ZM80 247V246H79ZM110 247V246H109ZM113 247H114V245H113ZM247 247V246H246ZM249 247V246H248ZM250 247V248H251ZM35 248L36 247H32V249H30L29 250V252L27 253V260H30L32 257H36L37 255H36V253H35ZM64 248H66V245H65V247ZM66 248V249H67ZM81 249L83 248V246L81 245V247H80ZM80 248H79V250H80ZM111 249H112V246L110 247ZM123 248V247H122ZM86 249V248H85ZM116 249V248H115ZM126 249V248H125ZM128 249H129V247H128ZM214 249V248H213ZM246 249H248V248H246ZM57 250H58V247H57ZM56 250V252L58 253V251ZM62 250V249H61ZM68 251H69V249H67ZM67 250H62L63 251V253H64V257H69L70 256V254H69V252L67 251ZM78 250V249H77ZM106 250L108 251L109 249H108V247H106ZM117 250V249H116ZM123 250V249H122ZM121 250V251H122ZM145 250V249H144ZM71 251V250H70ZM82 251V252H81ZM80 252L83 254V252H84V250L82 249ZM86 251V250H85ZM99 251H100V248H99ZM102 251H105V249L103 250L102 249ZM114 251V250H113ZM117 251H119V250H117ZM124 251V250H123ZM229 251V250H228ZM230 251H232V250H230ZM248 251H251V249H249V250H247V254H249V252ZM66 252L68 253L67 255H66ZM74 253L76 252V254L78 255V253H77V251H73ZM72 252V253H73ZM88 252V251H87ZM120 252V251H119ZM125 252H127V251H125ZM48 252H46V254H47ZM55 253V252H54ZM56 253V254H57ZM99 253H101V251L99 252ZM112 252H110V254H111ZM114 253H115V251H114ZM148 253V252H147ZM150 253V252H149ZM149 253H148V255L146 254V256L144 255V254H137L134 258V260L137 262V264L141 261V262H143V263H145V262H147L151 257H150V255H149ZM213 253V252H212ZM212 253H211V255H212ZM250 253V254H251ZM45 254V253H44ZM48 254H50V258L52 259V255H51V253H48ZM82 254H80L79 253V255H82ZM89 254H91V253H89ZM109 254V253H108ZM59 257L60 256H62V254L61 255H59V253L57 254ZM66 255V256H65ZM69 255V256H68ZM72 255H74L75 256V254H72ZM71 255V258H73L74 256H72ZM84 255V254H83ZM92 255V254H91ZM107 255V254H106ZM119 255V254H118ZM123 255H126V254H123ZM215 255V254H214ZM251 255V256H252ZM44 256H49V255H44ZM54 257H56L55 255H53ZM87 256V255H86ZM90 256V255H89ZM113 256V255H112ZM119 256H121V255H119ZM118 256V257H119ZM147 256H149L150 258L148 259V258H146ZM213 256V255H212ZM216 256V255H215ZM219 256V255H218ZM83 257V256H82ZM84 257H85V255H84ZM88 257V256H87ZM118 257H116L115 258V260H118ZM124 257V256H123ZM127 257V256H126ZM129 257V256H128ZM49 258V259H50ZM57 258V257H56ZM54 259L55 261L57 260V262H59L58 261V259ZM76 258H77V256H76ZM106 258V257H105ZM109 258H111V257H109ZM208 258H210V256L208 257ZM216 258L217 257H215L214 258V256H213V258H211V261H210V264H216ZM249 258H251L250 256H249ZM252 258H253V256H252ZM66 259V258H65ZM63 257H61V260L62 261H60L61 263H63L64 261L63 260H65ZM78 259V258H77ZM98 259H99V257H98ZM98 259H97V262H98ZM103 259V257L101 258V260ZM254 259V258H253ZM70 260V258H68L67 260H65V263H67L66 261H69ZM74 260H75V258H74ZM73 260V261H74ZM79 260V259H78ZM78 260H76V262L74 261V263L73 264H75V263H77V261ZM100 260V259H99ZM53 261V260H52ZM81 261V260H80ZM79 261V262H80ZM92 261V260H91ZM90 261V262H91ZM94 261V260H93ZM114 261V260H113ZM120 261V260H119ZM127 261V260H126ZM196 261H200V260H196ZM196 261H195V264H196ZM219 261V260H218ZM247 261H250V259L249 260H247ZM54 262V261H53ZM71 262H72V260H71ZM100 262H102V261H100ZM121 262V261H120ZM123 262V261H122ZM136 262H134V264L136 263ZM201 262V261H200ZM200 262H198L197 264H199ZM60 263V264H61ZM119 263V262H118ZM130 262H127V264H129ZM152 263V262H151ZM204 263H207L208 264V262H206V261H204ZM239 263H241V262H239ZM238 263V264H239ZM253 262H251V264H252ZM54 264H56V262L54 263ZM79 264H82V263H79ZM84 264V263H83ZM88 264V263H87ZM90 264H92V263H90ZM100 264V263H99ZM112 264V263H111ZM117 264V263H116ZM202 264V263H201ZM242 264H244V263H242Z\"/></svg>",
	"mask_w": 264,
	"mask_h": 264
},
{
	"label": "water",
	"instance_id": "obj_4",
	"mask_svg": "<svg viewBox=\"0 0 264 264\" xmlns=\"http://www.w3.org/2000/svg\"><path fill=\"white\" fill-rule=\"evenodd\" d=\"M83 0H0V70Z\"/></svg>",
	"mask_w": 264,
	"mask_h": 264
}]
</instances>
